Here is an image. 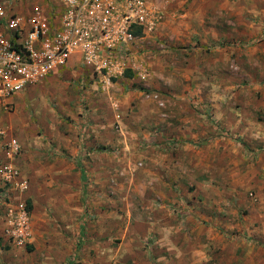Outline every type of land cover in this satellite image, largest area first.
<instances>
[{
	"label": "rangeland",
	"instance_id": "rangeland-1",
	"mask_svg": "<svg viewBox=\"0 0 264 264\" xmlns=\"http://www.w3.org/2000/svg\"><path fill=\"white\" fill-rule=\"evenodd\" d=\"M145 1L157 20L130 44L133 71L53 72L19 91L32 98L11 113L49 143L52 162L75 161L122 226L144 217L123 209L136 177L175 178L167 264H264V0ZM57 3L18 0L16 10ZM93 110L106 129L93 127ZM57 130L77 155L44 134ZM150 146L168 155L157 168L134 158Z\"/></svg>",
	"mask_w": 264,
	"mask_h": 264
},
{
	"label": "crops",
	"instance_id": "crops-1",
	"mask_svg": "<svg viewBox=\"0 0 264 264\" xmlns=\"http://www.w3.org/2000/svg\"><path fill=\"white\" fill-rule=\"evenodd\" d=\"M81 68L86 76L91 77L92 73L83 67L80 55L72 54L67 64L54 72L60 70L73 75ZM31 98L23 92L16 93L12 98L14 109L29 104ZM94 112L90 113V117L94 118L93 127L106 129L97 118L101 115ZM0 128L4 132L0 138V163L6 159L3 144L16 137L21 144V152L15 163L29 185L32 182L31 188L25 192L13 193V198L25 201L27 207V201L30 202L32 238L29 244L16 246L3 236L4 199L0 195V264H156L155 261L159 264L157 259L161 258L160 255L163 256L160 264L171 260L161 253L167 249L170 251L177 243L174 232L178 228L165 217L169 213L168 205H172L177 195L172 189L175 178L164 179L158 172H150L151 175L146 178L136 177L130 188L129 202L123 209L127 210L130 218L131 214L137 216L140 212L144 217L134 218L122 226L120 214L115 219L114 215L111 217L106 213L109 205L101 199L99 189L94 190L85 178H81L75 161L58 156L52 162L50 154H57L47 151L49 143H43L42 135L35 134L34 130L25 132V122L18 114L0 108ZM44 134L57 140V148L69 155H77V144L70 143L59 130ZM44 154L49 157L41 158ZM166 155L150 146L135 153L134 158L145 157L147 166L156 167V163ZM44 162L49 167L48 182L42 180L47 176ZM100 190L102 193V187ZM181 194L184 192L181 191ZM158 199L160 207L155 204ZM158 244L164 245V248L158 247ZM28 246L31 250L27 249Z\"/></svg>",
	"mask_w": 264,
	"mask_h": 264
},
{
	"label": "built area",
	"instance_id": "built-area-1",
	"mask_svg": "<svg viewBox=\"0 0 264 264\" xmlns=\"http://www.w3.org/2000/svg\"><path fill=\"white\" fill-rule=\"evenodd\" d=\"M17 2L0 0V108L6 111L14 109L16 93L64 67L72 54H79L83 67L103 78L133 71L130 44L139 36L134 32L140 28L144 33L157 20L145 0H58L53 10L35 6L26 14L16 10ZM3 133L0 128V138ZM3 148V236L24 246L32 238L30 212L25 201L13 198L29 186L15 163L21 144L11 137Z\"/></svg>",
	"mask_w": 264,
	"mask_h": 264
},
{
	"label": "trees",
	"instance_id": "trees-1",
	"mask_svg": "<svg viewBox=\"0 0 264 264\" xmlns=\"http://www.w3.org/2000/svg\"><path fill=\"white\" fill-rule=\"evenodd\" d=\"M135 35H140L141 34V30L140 28H138L135 32H134ZM125 76H128V77H131L132 76V72H130L129 70H127V72H125ZM27 204H28V209H30V202L27 201ZM28 250H31V247L28 246L27 248Z\"/></svg>",
	"mask_w": 264,
	"mask_h": 264
}]
</instances>
